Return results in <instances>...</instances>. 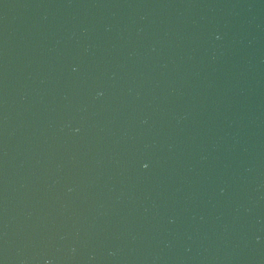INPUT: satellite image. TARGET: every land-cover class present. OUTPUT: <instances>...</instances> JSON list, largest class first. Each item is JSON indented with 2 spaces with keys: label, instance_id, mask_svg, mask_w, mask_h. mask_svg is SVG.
<instances>
[{
  "label": "water",
  "instance_id": "1",
  "mask_svg": "<svg viewBox=\"0 0 264 264\" xmlns=\"http://www.w3.org/2000/svg\"><path fill=\"white\" fill-rule=\"evenodd\" d=\"M0 264H264V0H0Z\"/></svg>",
  "mask_w": 264,
  "mask_h": 264
}]
</instances>
